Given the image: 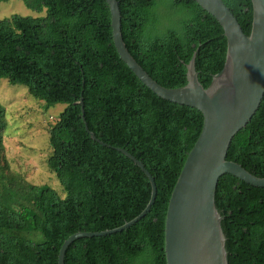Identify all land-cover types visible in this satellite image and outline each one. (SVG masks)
Wrapping results in <instances>:
<instances>
[{
	"label": "trees",
	"instance_id": "1",
	"mask_svg": "<svg viewBox=\"0 0 264 264\" xmlns=\"http://www.w3.org/2000/svg\"><path fill=\"white\" fill-rule=\"evenodd\" d=\"M23 1L46 15L0 20V82L26 87L47 107L67 106L50 126L48 159L67 196L7 173V119L0 103V264H59L60 249L72 235L114 230L138 217L150 202L152 185L117 148L154 177L155 204L122 232L76 240L65 264H167L168 206L201 135L203 114L160 98L120 59L106 0ZM117 1L129 52L160 85L186 86L194 56L205 89L224 69V30L195 0ZM223 1L250 35L252 0ZM228 160L264 178V99L234 137ZM216 205L229 264H264V188L224 175ZM35 233L44 241L27 237Z\"/></svg>",
	"mask_w": 264,
	"mask_h": 264
},
{
	"label": "water",
	"instance_id": "2",
	"mask_svg": "<svg viewBox=\"0 0 264 264\" xmlns=\"http://www.w3.org/2000/svg\"><path fill=\"white\" fill-rule=\"evenodd\" d=\"M106 1L120 59L157 96L195 108L204 117L201 135L185 162L169 202L165 227L167 264H229L223 217L216 205L219 181L229 174L249 185L264 188V178L228 160L234 137L249 124L264 99V0H252L254 15L250 35L244 32L223 0H195L219 22L228 44L225 67L213 77L207 89L199 81L195 56L188 65L186 86L166 88L155 81L128 50L118 1ZM90 134L99 142L94 133ZM117 150L131 158L149 178L152 195L147 208L120 228L72 235L60 249L59 264H65L67 250L76 240L122 232L143 219L155 204L158 189L154 177L132 154L121 148Z\"/></svg>",
	"mask_w": 264,
	"mask_h": 264
},
{
	"label": "rangeland",
	"instance_id": "3",
	"mask_svg": "<svg viewBox=\"0 0 264 264\" xmlns=\"http://www.w3.org/2000/svg\"><path fill=\"white\" fill-rule=\"evenodd\" d=\"M20 15L24 17H44L29 9L23 0H9L0 3V20ZM0 103L6 110L7 128L4 134L5 159L9 166L7 173L21 174L29 183L49 186L67 196L56 174L49 168L48 159L52 155L49 129L55 124L66 105L53 107L32 96L21 85H12L7 80L0 82ZM36 242L44 241L40 233L27 235Z\"/></svg>",
	"mask_w": 264,
	"mask_h": 264
}]
</instances>
